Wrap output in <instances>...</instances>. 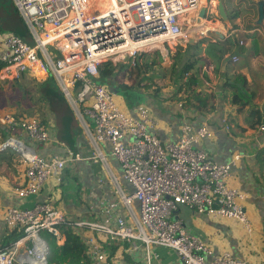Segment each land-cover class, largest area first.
<instances>
[{"label":"built area","instance_id":"built-area-1","mask_svg":"<svg viewBox=\"0 0 264 264\" xmlns=\"http://www.w3.org/2000/svg\"><path fill=\"white\" fill-rule=\"evenodd\" d=\"M11 1L32 44L13 32L0 33L2 77L51 75L78 118L92 121L96 158H103L99 147L107 148L131 190L121 189L110 174L115 199L102 201L97 220L91 221L70 222L49 201L32 208L7 207L3 224L21 237L0 249V264H50L41 234L59 240L62 226L87 233L81 239L90 264H120L125 256L133 264H155L158 248L175 253L179 264H248L229 251L213 255L209 244L187 232L175 217L186 207L210 219L235 220L251 235L241 204L246 194L229 185L240 156L221 164L197 148L213 134L207 125L184 124L175 142L161 141L150 132L157 122L149 107L141 104L134 114L121 109L99 80L102 63L134 67L141 53L186 45L190 29L198 28L199 0H99L104 1L101 8L98 0ZM0 127L16 128L30 142L48 141L46 127L36 116L0 117ZM258 131L263 132L264 125ZM8 150L25 167V182L14 190L19 199L37 194L50 179H57L68 161L42 157L13 134L0 142V153ZM122 208L125 216L120 214Z\"/></svg>","mask_w":264,"mask_h":264},{"label":"crops","instance_id":"crops-1","mask_svg":"<svg viewBox=\"0 0 264 264\" xmlns=\"http://www.w3.org/2000/svg\"><path fill=\"white\" fill-rule=\"evenodd\" d=\"M249 1L223 0L231 24L228 28L217 15L216 0H199L196 16L203 24L195 26L200 32H211L212 36L207 39L202 36L200 39L205 40L199 45L187 46V43L179 49L151 50L139 54L136 65L140 69L135 70L138 84L124 78H120L119 82L129 86L134 83L132 91L147 97L134 101L116 97L115 100L121 109L131 114L141 104L149 107L157 122L150 132L163 142H175L184 124L193 128L207 125L213 134L196 145L197 148L221 164L228 163L235 155L240 156L231 171L229 185L246 194L247 198L241 200V204L253 227L251 235L235 220L210 219L186 207H181L175 217L182 221L187 232L209 244L213 255L229 251L248 264H264V178L260 174L264 168L257 156V151L264 148V131H258V127L251 129L248 124L251 106L264 114V20L262 26L256 24L257 6L254 3L251 7ZM235 12L239 13L238 17L231 19ZM203 14L204 19L200 20ZM227 42H232L233 47L226 51L224 45ZM236 48L240 53L236 55L238 60L233 61L231 54L236 53ZM152 62L155 65L150 68L143 67L145 63ZM184 74L192 77L190 82H185ZM47 77L41 78V83ZM125 80L131 81V84ZM54 82L58 86L56 80ZM239 91L251 97L250 106L231 101ZM59 112L61 117L69 118L64 105ZM39 116L36 117L48 133L47 143L30 142L16 128L8 133L30 144L42 157L67 158L68 161L57 179H50L37 194L19 199L14 190L25 182V167L11 150L0 160V249L5 248L6 243L10 245L14 236L21 235L16 230H8L3 224L2 214L7 207L32 208L36 203L49 201L70 222L91 221L97 220L96 213L102 201L115 199L111 175L121 189L125 192L131 190L122 180L119 164L109 155L107 148L99 147L103 158H96L97 152L90 138L93 123L89 118H85L83 123L73 111L75 121L70 130V121L59 125L47 103ZM75 156L79 160H73ZM134 207L137 208V204ZM120 214L125 216L126 211L122 208ZM74 233L80 238L87 235L78 230ZM64 242L62 233L56 243L63 245ZM112 248L115 249V246ZM156 252L159 258L155 264H179L171 250L158 248ZM120 264L133 263L125 256Z\"/></svg>","mask_w":264,"mask_h":264},{"label":"trees","instance_id":"trees-1","mask_svg":"<svg viewBox=\"0 0 264 264\" xmlns=\"http://www.w3.org/2000/svg\"><path fill=\"white\" fill-rule=\"evenodd\" d=\"M249 3L251 7H254V3H251L250 1ZM238 15L239 13L235 12L232 16H230V18L235 19L238 17ZM3 31L13 32L20 36L25 42H30V35H28L27 33L28 30L26 28V25L11 0H0V33ZM153 65H155V62L145 63L143 67L147 69ZM139 69L140 67L137 65H135L134 67H131L126 64L114 66L110 62H105L102 63L99 67V80L103 83L107 82L108 80H111L115 85H118L123 90L132 91L134 89V83L131 86L121 84L119 82V79L124 78L131 81L134 80L135 84H138L137 80H135V70L138 71ZM39 74L41 75V73ZM188 76L189 75L186 74L183 75V79L186 80L185 82H190L189 80L192 77ZM141 80H144V78H142ZM54 81L55 79L51 75L48 76L44 82L40 83L39 93L41 94V97L45 101V103H47V105L49 106L50 111L56 115L58 124L65 125L68 123V121H70L71 130L75 121V118L73 116V110L69 106L62 92L60 91V88L56 85ZM243 84H245L244 81ZM231 87L234 88V86ZM231 101L234 104L241 103V105L243 106H250L252 104L251 97L246 95V93H244L243 95V93L240 91L237 95L234 94L232 96ZM62 105L66 107L69 118H67L66 116L61 117L59 108H62ZM64 113L66 115V112ZM248 124L251 129H255L257 127L259 128L260 126L264 125V114H261L260 111L254 106H251L249 108ZM8 131L10 130H7L4 127H0V142L4 140L7 134H10L8 133ZM4 152L0 153V160H3V158H5V155L8 151ZM257 156L259 164L264 168V148L257 151ZM263 173L264 169L263 172L260 173L264 178ZM61 231L65 236V242L63 243V245H58L56 243V239L50 236L49 234H41V237L47 242L48 245V262L50 264H90L86 249L84 247V244L82 243V239L78 235H76L74 233V230L69 226H62ZM20 236L21 235L19 234L16 235V237L12 236L13 239L11 240V244ZM6 245L9 246V243L4 244V246ZM112 250L113 249L111 248V251Z\"/></svg>","mask_w":264,"mask_h":264},{"label":"rangeland","instance_id":"rangeland-1","mask_svg":"<svg viewBox=\"0 0 264 264\" xmlns=\"http://www.w3.org/2000/svg\"><path fill=\"white\" fill-rule=\"evenodd\" d=\"M99 8H101L104 4V1L99 3L97 1ZM97 8L96 4H94ZM203 24V23H202ZM200 23V25H202ZM188 31V29L185 27ZM208 31H211L210 29ZM190 34L187 41V46L189 45H199L200 42H203L208 34L205 31H201L199 28H192L190 30ZM28 33V32H27ZM29 35V33H28ZM203 39H200L201 37ZM30 37V36H29ZM28 42V41H27ZM29 44H32L31 38ZM232 46V42H227L224 45L225 50H230ZM178 47L177 49H179ZM240 52L231 54L232 58H236L238 60V55ZM2 73H0V117H5L7 115H25V116H39L40 110L45 105V101L42 99L41 94L39 93V85L42 81L41 78H33L29 75H21L17 79H4L2 77ZM46 76H44L45 79ZM127 84H131V81L125 80ZM105 168V167H104ZM106 169V168H105ZM253 228V227H252Z\"/></svg>","mask_w":264,"mask_h":264},{"label":"water","instance_id":"water-1","mask_svg":"<svg viewBox=\"0 0 264 264\" xmlns=\"http://www.w3.org/2000/svg\"><path fill=\"white\" fill-rule=\"evenodd\" d=\"M252 2L255 3L257 6L258 16H257L256 24L258 26H262L263 20H264V0H252ZM216 8H217V15L222 21V23L226 25V27L230 28L231 24H230L229 16L224 6L223 0H216ZM201 19H204V14L201 16L200 20ZM198 23H200L199 20H198ZM207 34L208 36L209 35L212 36L211 32ZM103 84L107 86L111 94L115 95L116 97H120L124 100L130 99V101H134L136 99H141L142 97L143 98L147 97L144 94L136 93L134 91H125L122 88H120L118 85H115L111 80H108L107 82ZM139 102L143 103L141 102V100H139Z\"/></svg>","mask_w":264,"mask_h":264},{"label":"bare ground","instance_id":"bare-ground-1","mask_svg":"<svg viewBox=\"0 0 264 264\" xmlns=\"http://www.w3.org/2000/svg\"><path fill=\"white\" fill-rule=\"evenodd\" d=\"M103 7V6H102ZM197 19V18H196ZM199 19V18H198ZM194 23V22H193Z\"/></svg>","mask_w":264,"mask_h":264}]
</instances>
